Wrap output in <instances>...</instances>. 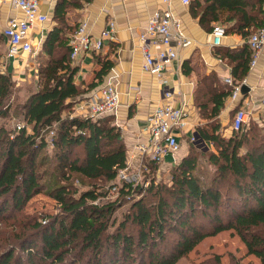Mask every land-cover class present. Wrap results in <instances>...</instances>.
Here are the masks:
<instances>
[{
    "label": "trees",
    "instance_id": "1",
    "mask_svg": "<svg viewBox=\"0 0 264 264\" xmlns=\"http://www.w3.org/2000/svg\"><path fill=\"white\" fill-rule=\"evenodd\" d=\"M60 1L75 8L91 2ZM263 2L197 0L196 9L195 0L192 9L201 25L223 23L226 34L246 37L264 25ZM76 30L62 25L47 35L37 57V88L24 103L13 100L11 72L0 70V117L21 116L24 122L20 129L19 124L0 125V219L18 216L40 193L57 204L56 213L36 211L14 219L12 232L3 233L0 241V264H177L205 238L225 230L234 231L247 254L264 264L261 121L251 118L240 130L225 134L219 116L232 87L214 88L216 81L209 78L194 99L205 120L197 128L198 136L212 149H192L176 166L171 186L153 183L142 189L155 199L144 194L117 219L121 202L142 192V187L118 178L127 167L128 153L113 116L74 115L75 105L114 66L108 54L95 53L94 81L84 87L76 84L78 66L70 58L69 44ZM4 40L0 32V62ZM232 55L229 51L226 56L234 61ZM251 61L248 47L233 67L236 83L247 75ZM113 187L118 197L105 201ZM207 219L211 229L205 227ZM128 226L139 233L132 235Z\"/></svg>",
    "mask_w": 264,
    "mask_h": 264
},
{
    "label": "crops",
    "instance_id": "2",
    "mask_svg": "<svg viewBox=\"0 0 264 264\" xmlns=\"http://www.w3.org/2000/svg\"><path fill=\"white\" fill-rule=\"evenodd\" d=\"M194 1L190 0L189 4H184L183 0H170L169 3L163 0H91L80 8L62 6L60 0H48L40 4L39 12L45 14L47 20L37 23L32 30L31 40L36 50L42 48L43 42L54 27L64 25L77 29L82 21H87L89 33L97 38L111 22L115 23L113 39L105 40L99 52L81 54L73 63L78 66L74 82L84 87L94 81V72L97 68L93 56L95 53L108 54L114 61L113 68L97 88L113 82L119 92V106L111 115L115 124L121 128L128 160L135 161V165L139 164L146 154L140 152L138 147L148 146L150 143V134L147 130L148 117L157 105L166 101L164 94L167 90L173 93L176 105L184 106L191 129L181 132L179 151L166 155L162 160L173 161L177 153L181 159L186 157L187 144L194 143L196 137L204 146L212 149L210 143L203 142L197 135V128L205 120L202 119L200 108L196 105L195 94L199 95V91L209 83V78L216 81L213 84L214 88L230 87L225 79L229 77L235 79L233 67L240 53L249 47V36L244 37L237 33H227L220 46L210 47L209 34L213 25L219 22H212L206 27L201 25L199 19L194 16L192 9ZM195 6L197 9V0ZM157 10H169L180 23L175 31L191 40L190 46L178 48L177 58L169 64L164 74L166 82L142 69L144 56L139 35L147 26L151 15ZM57 15L63 20H59ZM23 17L24 13L21 10L7 0H0L1 33L10 19ZM70 33L69 35L72 34ZM111 43L114 45L113 48ZM171 44L176 48L177 40L174 39ZM7 47L5 39L1 52L3 57L7 58L5 64L7 71L12 72L14 80L25 79L27 71H34V62H31L32 53L23 52L19 56L10 58L7 55ZM229 51L235 57L234 61L226 56ZM243 80L246 81L244 85L249 91L246 95L241 92L236 99L230 95L219 116L225 127V134L230 133L235 112L240 107L250 110L251 118L258 121L264 117V48L260 52L257 64L249 68ZM192 137H195L194 141ZM145 159L147 160V157Z\"/></svg>",
    "mask_w": 264,
    "mask_h": 264
},
{
    "label": "built area",
    "instance_id": "3",
    "mask_svg": "<svg viewBox=\"0 0 264 264\" xmlns=\"http://www.w3.org/2000/svg\"><path fill=\"white\" fill-rule=\"evenodd\" d=\"M14 7L24 13L22 19H10L7 26L3 29L4 38L7 40L8 57H16L21 53H32L34 50L31 40L32 30L37 23L47 20V16L39 12L40 4L48 0H7ZM130 1V0H122ZM169 3L170 0H163ZM184 4H189L190 0H183ZM264 10V2L262 4ZM115 23L111 22L99 37L94 38L88 31L87 21H82L73 38L71 39L70 58L75 63L81 54L99 52L104 41L113 39ZM179 21L173 17L169 10L155 11L147 24L140 32V47L144 56L142 69L144 72L152 74L166 82L164 74L169 64L177 58L178 48H185L191 45V40L175 30L179 28ZM226 36V27L222 24H215L209 34L208 44L210 47L220 46L223 38ZM177 40V47H172V41ZM248 45L252 50V61L250 68H253L258 61L261 50L264 48V25L253 32L248 37ZM158 48V49H157ZM225 82L232 87L231 97L236 99L241 93L245 80L236 83L232 78H226ZM166 101L157 105L154 111L149 115L147 130L150 134V143L148 146L138 147L139 151L147 156L148 161L152 163L160 162L166 155L176 153L180 149L179 137L182 131L190 130L191 125L187 121V111L183 105L174 103V95L170 91H165ZM119 106V92L113 82H108L104 86L94 89L84 99L75 105L74 115L98 117L105 114H111ZM252 117L250 110L240 107L236 110L232 129L240 130L249 123ZM22 126H17L20 129ZM53 132L49 134V137ZM195 137H192V141ZM49 147H52L50 142ZM129 165L120 171L119 180L129 183H137L139 171H133L129 175ZM117 192V188L111 189V194Z\"/></svg>",
    "mask_w": 264,
    "mask_h": 264
},
{
    "label": "rangeland",
    "instance_id": "4",
    "mask_svg": "<svg viewBox=\"0 0 264 264\" xmlns=\"http://www.w3.org/2000/svg\"><path fill=\"white\" fill-rule=\"evenodd\" d=\"M224 25L223 23H219ZM36 51L38 53H36ZM41 48L36 50L34 48L31 54V62H34V71H27V77L25 79H17L15 80V89L13 94L14 102L24 103L26 99L36 90L39 76H38V63L39 60L37 59ZM36 53V55H35ZM2 62V63H1ZM0 62V70L2 72L7 73L6 69V62L7 58L2 57ZM3 66V67H2ZM29 74L31 76H29ZM12 78L13 74L11 72ZM15 75V74H14ZM25 75V76H26ZM24 77V75H21ZM14 79V78H13ZM264 119L261 118V125L264 127ZM23 119L21 116H14L12 119L0 117V125H4L10 128L16 127L17 124H22ZM50 150L51 147H48ZM197 149L200 152H205L206 150L210 149L207 148L202 144V142L196 137L194 143H188L187 148L185 149L187 153H190L191 150ZM182 161L180 155L177 153L174 157L173 161H163L161 160L158 163H152V161H148V159H143L140 161L139 164L135 165V161L128 160L129 165V175L133 173V171H139V179L137 183H133L134 186L139 185L142 189L148 190V188L154 183V185H172V175L176 170V166ZM201 163L203 166L209 168L206 162L201 159ZM152 164V165H151ZM122 183L119 182V185ZM144 194H147V197L150 200H154L151 195L145 193L144 191L135 193V195L130 200L121 202V207L116 212L117 219H121L123 215L128 212L131 204L133 201L138 200L144 197ZM117 193L109 194L104 198L105 201L116 199ZM56 201L51 197L45 195L44 193H40L35 195L26 205L21 214L18 216L15 214L11 216L9 220H1L0 219V241L1 238L4 237L3 233L12 232L11 224L13 223L14 219H21L22 215H32L34 212H44V213H56L57 206ZM14 214V213H13ZM206 229H211L212 225L209 223L207 219L204 221ZM19 229V227H18ZM16 228V230H18ZM128 232L132 235H137L138 228L134 226H128ZM7 237V236H5ZM3 240V239H2ZM177 264H259L258 258L254 255L247 254V249L244 243L240 240V238L234 233L232 230H225L220 232L217 235L209 236L205 238L202 242H200L193 251H191L187 256L182 257Z\"/></svg>",
    "mask_w": 264,
    "mask_h": 264
},
{
    "label": "water",
    "instance_id": "5",
    "mask_svg": "<svg viewBox=\"0 0 264 264\" xmlns=\"http://www.w3.org/2000/svg\"><path fill=\"white\" fill-rule=\"evenodd\" d=\"M249 91V88L246 86V85H243V87H242V90H241V92H242V94L243 95H246V93ZM198 135V134H197ZM203 141V140H202ZM204 142V141H203Z\"/></svg>",
    "mask_w": 264,
    "mask_h": 264
}]
</instances>
